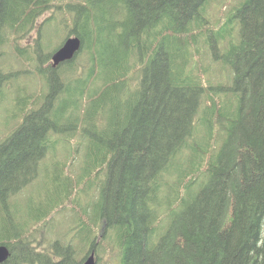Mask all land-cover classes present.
Here are the masks:
<instances>
[{"label": "trees", "instance_id": "16d2710c", "mask_svg": "<svg viewBox=\"0 0 264 264\" xmlns=\"http://www.w3.org/2000/svg\"><path fill=\"white\" fill-rule=\"evenodd\" d=\"M67 1L68 36L81 49L42 68L52 55L36 41L47 91L38 109L19 107L13 124L21 122L0 141V245L10 251L3 264H82L92 252L95 264L101 254L113 264H264V0H239L221 23L210 9L223 0ZM59 2L0 0V103L13 76L2 49ZM82 52L90 67L79 74L73 64ZM210 69L218 82L206 81ZM57 135L98 141L104 154L87 153L76 179L57 176L58 196L30 206L40 217L12 215L14 196L38 179ZM96 182L83 208L77 194ZM65 206L77 212L73 236L46 247L38 227Z\"/></svg>", "mask_w": 264, "mask_h": 264}, {"label": "rangeland", "instance_id": "374dc122", "mask_svg": "<svg viewBox=\"0 0 264 264\" xmlns=\"http://www.w3.org/2000/svg\"><path fill=\"white\" fill-rule=\"evenodd\" d=\"M60 9L53 8L54 13H46L40 17L32 31L25 36L23 39H17L16 41L8 42L2 50L4 52L2 58V68L6 73H11L12 78L7 82V86L4 91V98L0 103V141H2L5 136H7L9 131L16 127L20 122L21 118L17 120L15 124V116L18 114L19 107H26L27 110H36L41 106V101L44 93H46L47 88L44 82V78L37 73V57L35 56L36 41L42 40L40 44L43 45L42 55H52L56 49H58L62 43L67 39L69 34V29L71 28V16L67 14L63 5L67 0H60ZM68 0L67 2H70ZM239 0H223L221 4L215 5L210 9V16L215 23L222 22L225 15L230 9L238 4ZM51 17V19L46 23L45 26H41V23L45 18ZM42 32V36L38 37V32ZM116 41V40H115ZM12 44L22 47L28 53V56L17 57L16 53L13 51ZM200 49V48H199ZM201 50V49H200ZM40 54V53H39ZM78 58L75 59L74 67L78 69L79 74H83L89 67L88 54L82 52L79 54ZM200 68L204 71L207 68L208 62L206 59H201ZM113 63L112 65H115ZM50 65V62L42 65V68H46ZM207 77L206 81L213 78L214 82L219 81L218 72L214 69L206 71ZM77 75V74H76ZM137 81H132L135 84ZM128 88V87H127ZM62 106L59 105L58 108ZM23 114V113H22ZM109 116V111L107 109L102 110L99 113V119L105 120ZM9 127L6 131L5 128ZM79 137V136H75ZM88 155H98L104 154V146L98 142H91L89 145L82 142L80 138H73L70 140L64 139L62 135H57L52 137V147L48 151L46 157L40 162L39 177L36 181L28 185L20 194L14 196L11 203L12 215L17 217H23L25 214H29V209L31 210L33 216L40 217L42 213H39V209L32 210L31 205H36L40 200L48 198L49 200L57 197L59 192L54 191V187L57 185V176L60 175L61 178L70 175L72 179H76L78 174L83 173L84 166L86 164V156ZM45 168H48L46 173ZM46 173V174H45ZM103 174H101V177ZM91 182H95L94 179L90 177ZM185 181V180H184ZM175 179L173 177L166 179L167 185L174 186ZM63 184V183H62ZM63 187V185H62ZM98 182L94 184L93 189L87 191V196H85L81 191L77 194V199L80 201L81 206L84 208L91 206L92 194H97ZM165 193V191H164ZM163 194V192H162ZM170 197L169 194H163L162 201H167ZM46 200V199H45ZM44 200V201H45ZM68 205H70L67 202ZM167 203L162 206V212H165ZM60 208V207H59ZM57 208L49 219L45 226L41 225L38 227L39 232L45 235L43 239L45 240L46 247L56 240V237L60 236L68 241L73 236L71 230L75 225L77 212H72L70 206H65L62 210ZM60 211H63L60 213ZM56 213V214H55ZM60 213V214H59ZM169 219V215H168ZM165 220V219H164ZM95 241L98 242L101 239V232L95 235ZM105 246V243L102 244ZM97 264H113L112 255L101 254L100 262Z\"/></svg>", "mask_w": 264, "mask_h": 264}, {"label": "water", "instance_id": "95a60500", "mask_svg": "<svg viewBox=\"0 0 264 264\" xmlns=\"http://www.w3.org/2000/svg\"><path fill=\"white\" fill-rule=\"evenodd\" d=\"M81 41L78 37L72 36L65 39L62 45L51 56V67L57 68L60 65L73 60L81 49ZM82 264H95L94 252L89 253ZM10 257V251L6 245H0V264L5 263Z\"/></svg>", "mask_w": 264, "mask_h": 264}]
</instances>
